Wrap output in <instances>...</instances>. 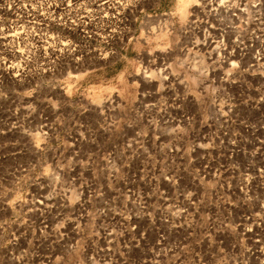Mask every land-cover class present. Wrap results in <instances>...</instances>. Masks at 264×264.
<instances>
[{
  "label": "rangeland",
  "instance_id": "1",
  "mask_svg": "<svg viewBox=\"0 0 264 264\" xmlns=\"http://www.w3.org/2000/svg\"><path fill=\"white\" fill-rule=\"evenodd\" d=\"M179 2L0 71V264H264V0Z\"/></svg>",
  "mask_w": 264,
  "mask_h": 264
},
{
  "label": "bare ground",
  "instance_id": "2",
  "mask_svg": "<svg viewBox=\"0 0 264 264\" xmlns=\"http://www.w3.org/2000/svg\"><path fill=\"white\" fill-rule=\"evenodd\" d=\"M140 0H6L0 5V71L19 77L53 69L61 57V46L73 50L74 40L105 38L107 26L95 30L92 17L77 14L84 6L135 5ZM186 0H180L183 9ZM54 29L63 30L64 42ZM110 35V34H109Z\"/></svg>",
  "mask_w": 264,
  "mask_h": 264
}]
</instances>
